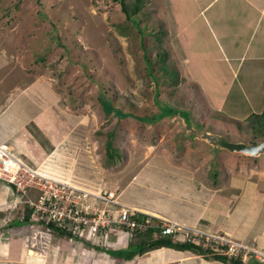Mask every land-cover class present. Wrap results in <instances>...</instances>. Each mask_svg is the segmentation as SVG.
<instances>
[{
  "label": "rangeland",
  "instance_id": "obj_1",
  "mask_svg": "<svg viewBox=\"0 0 264 264\" xmlns=\"http://www.w3.org/2000/svg\"><path fill=\"white\" fill-rule=\"evenodd\" d=\"M156 4L150 0L138 14L139 26L144 29L141 35L126 21L120 0H0V95L14 93L15 89L20 92L15 85L22 86L23 90L30 84L32 88L20 95H29L37 101L36 115L72 123L73 129L56 145L58 151L52 159L59 163V170L64 171L61 166L69 168L72 164L74 172L69 174L82 186L96 190L95 187L103 184L124 191L125 197L131 195L152 202L163 197L159 198L160 192L155 190L154 183L160 175H155L153 170L151 173L150 168L159 159L163 166L166 164L161 157L150 155V166L142 165L144 159L138 160L145 152L166 148L168 153L172 147L170 162L177 157L183 160L189 157L188 168H193L198 178L204 175L205 168L211 174L209 178L214 173L230 174L240 153L232 154L190 139L179 119L171 121L162 117L144 122L130 116L118 118L113 111L105 112L100 97L144 119L145 115L158 114L156 102L160 100L170 107L188 111L199 131H218L212 123H207L219 119L227 128L226 136L230 140L253 143L249 122L221 120L200 98L197 88L188 86L176 68L177 57L171 56L169 36L156 16ZM191 102L199 110L195 111ZM198 111L204 113H198L203 122L195 115ZM224 112L221 115L227 116ZM259 139L257 142L262 138ZM4 146L34 166L16 148L6 143ZM66 147L71 149L67 154L70 159L60 162ZM112 149L113 157H110L108 153ZM245 158L263 161L264 153ZM262 161L253 168L264 169ZM135 171V181L132 178L126 184ZM145 177H149L148 184L142 183ZM166 180L171 187V179ZM105 181L114 182L115 186H108ZM52 233L56 238L64 236ZM108 254L118 258L127 256L122 250ZM83 264H92V261L84 258Z\"/></svg>",
  "mask_w": 264,
  "mask_h": 264
},
{
  "label": "crops",
  "instance_id": "obj_2",
  "mask_svg": "<svg viewBox=\"0 0 264 264\" xmlns=\"http://www.w3.org/2000/svg\"><path fill=\"white\" fill-rule=\"evenodd\" d=\"M153 2L157 3L156 16L160 25L169 36L171 56L177 57V70L184 75L188 86L197 88L200 98L211 107L210 110L221 120L238 122H245L249 114L262 111L264 0ZM15 87L21 93H27L32 88L30 84L23 90L22 86ZM15 91L18 90L0 95V143L16 148L22 157L36 166L58 151L56 145L67 137L73 125L60 118H41L42 115H36L39 110L37 101ZM190 104L194 105L192 108L195 111L199 110L196 103ZM10 111L16 114L10 115ZM223 112L227 116L221 115ZM198 113L204 115L198 111L195 113L198 118ZM200 121H204L203 117ZM211 123L219 129L215 132L227 135V128L219 123V119L207 124ZM68 148L61 152L65 157L60 162L70 159L67 154L71 149ZM170 149L168 153L166 148L145 152L138 160L144 159L142 165H148V158L153 155L165 162L163 166L159 159L150 168L151 173L153 170L155 175H160L154 183L155 190L160 192L159 198H163L152 202L131 195L125 197L124 191H118L121 200L208 232L226 234L236 242L264 251V169L259 170L258 166L253 168L254 164L259 165L258 162L262 160L252 162L246 160L248 156L239 154L234 161V165H238L233 166V172L229 170L230 174L214 173L209 178L211 174L205 168L202 172L204 175L198 178L194 169L188 168L189 157L185 160L177 157L170 162L174 152L172 147ZM137 164L142 169L140 162ZM61 167L64 171L74 172L72 164L69 168ZM136 174L137 171L128 177L126 184L132 178L135 181ZM147 178L142 180L143 184H148ZM169 178L171 187L166 180ZM105 184L115 186L114 182L105 181ZM6 193L4 188H0V199ZM13 214L7 224L0 213V264H83L84 258L91 260L92 264H231L187 249L170 247L154 248L128 256L133 244L130 237L122 232H111L107 241L95 238L94 242H89L67 235L66 232L62 238H56L49 231L43 233L40 243H33L31 240L40 229L39 225L32 221L25 222ZM116 250L125 251L127 256L118 258L108 254ZM243 264H264V260L247 257Z\"/></svg>",
  "mask_w": 264,
  "mask_h": 264
},
{
  "label": "built area",
  "instance_id": "obj_3",
  "mask_svg": "<svg viewBox=\"0 0 264 264\" xmlns=\"http://www.w3.org/2000/svg\"><path fill=\"white\" fill-rule=\"evenodd\" d=\"M53 156L30 166L0 143V188L7 191L0 199V213L8 224L13 213L23 220L29 208V221L40 227L31 240L33 243H40L43 233L50 231L49 222L62 224L67 235L89 242L95 238L107 241L111 232L130 237L136 230L151 228L153 235L180 237L243 260L247 257L264 260V251L236 242L226 234L208 232L124 202L115 187L102 184L94 190L82 186L70 172L59 170ZM213 242L219 246H213Z\"/></svg>",
  "mask_w": 264,
  "mask_h": 264
},
{
  "label": "trees",
  "instance_id": "obj_4",
  "mask_svg": "<svg viewBox=\"0 0 264 264\" xmlns=\"http://www.w3.org/2000/svg\"><path fill=\"white\" fill-rule=\"evenodd\" d=\"M149 1L150 0H128V1L120 0L121 10L126 16V21L130 25L135 26L136 29L141 33V35H143L144 29L143 27L139 26L140 21L138 18V14L141 13L142 10H144L143 8ZM100 101L106 113L113 111L116 117L118 118H122L124 116H130L131 118L134 117L136 120L144 121V122L157 121V119L162 118V116H158V114L161 113L163 109L170 107L167 104L161 102L160 100H157L156 103L159 106L158 114H153L149 117L145 115L146 118L144 119V116H135L130 112L122 111L120 108L114 107L108 99L105 100L103 99V97H100ZM245 119L252 126L253 139L250 142L254 143L257 142L259 138L260 139L264 138V107L262 111L253 112L249 114ZM107 146L111 149L110 142H108ZM113 149L108 153L110 157H113V153H112ZM30 211L31 210L29 208L26 209L23 221L25 222L29 221ZM48 227L50 228V231L60 234L65 233L66 230L62 224H58L55 222H49ZM152 231L153 230L149 228L144 231L136 230L135 232H133V235L130 236V239L132 240L130 242L133 244L134 251L130 252L128 256H132L138 252L142 253L154 248L170 247L177 250L187 249L194 253L203 255L204 257L213 258L223 262H230L231 264H243L239 256H228L226 254L217 251L214 247H209V246L205 247L201 243H196L189 240H183L180 237H173L172 235L169 234L153 235ZM215 245L219 246L217 243L213 242V246Z\"/></svg>",
  "mask_w": 264,
  "mask_h": 264
},
{
  "label": "water",
  "instance_id": "obj_5",
  "mask_svg": "<svg viewBox=\"0 0 264 264\" xmlns=\"http://www.w3.org/2000/svg\"><path fill=\"white\" fill-rule=\"evenodd\" d=\"M158 116L167 117L171 121L179 119L190 139L204 141L214 148L225 149L229 152H237L246 156H259L264 153V138L259 142L249 143L243 140H230L225 134L210 130L199 131L186 110L168 107L163 109Z\"/></svg>",
  "mask_w": 264,
  "mask_h": 264
},
{
  "label": "clouds",
  "instance_id": "obj_6",
  "mask_svg": "<svg viewBox=\"0 0 264 264\" xmlns=\"http://www.w3.org/2000/svg\"><path fill=\"white\" fill-rule=\"evenodd\" d=\"M241 258V257H240ZM247 259V258H246ZM241 260H242V262H244L245 260H243L242 258H241Z\"/></svg>",
  "mask_w": 264,
  "mask_h": 264
},
{
  "label": "bare ground",
  "instance_id": "obj_7",
  "mask_svg": "<svg viewBox=\"0 0 264 264\" xmlns=\"http://www.w3.org/2000/svg\"><path fill=\"white\" fill-rule=\"evenodd\" d=\"M32 253V252H31Z\"/></svg>",
  "mask_w": 264,
  "mask_h": 264
}]
</instances>
